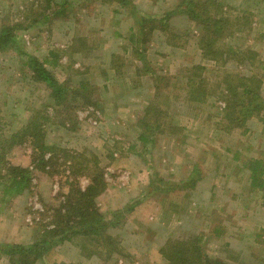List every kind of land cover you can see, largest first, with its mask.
Returning a JSON list of instances; mask_svg holds the SVG:
<instances>
[{"label": "rangeland", "instance_id": "1", "mask_svg": "<svg viewBox=\"0 0 264 264\" xmlns=\"http://www.w3.org/2000/svg\"><path fill=\"white\" fill-rule=\"evenodd\" d=\"M125 2L0 0V244L60 232L71 188L102 176L100 212L135 211L102 238L73 237L36 264H168L159 248L175 235L202 236L206 253L227 264H264V204L245 168L264 159V110L238 127L225 114L249 78L264 99V0ZM226 20L210 39L218 52L206 53L208 28ZM23 54L71 90L91 91L56 106ZM32 119L50 147L44 169L23 137ZM9 166L34 174L29 190L5 191ZM190 178L196 187L182 188ZM166 183L180 186L163 193ZM0 264L11 261L0 253Z\"/></svg>", "mask_w": 264, "mask_h": 264}, {"label": "trees", "instance_id": "2", "mask_svg": "<svg viewBox=\"0 0 264 264\" xmlns=\"http://www.w3.org/2000/svg\"><path fill=\"white\" fill-rule=\"evenodd\" d=\"M125 1L126 0H118V3H121L123 7H128ZM197 7L200 6L197 4ZM200 8L201 15L202 13L206 15L207 12H205L202 7ZM188 11L192 20L201 22L204 25L201 19H206L203 16H198L195 10L188 9ZM174 15L175 14L172 12H168L162 16L160 23L163 28L168 27V21ZM208 19L212 20L211 17ZM214 23L215 29L212 30V27L208 28L210 32L203 41V46L206 53H213L216 55L218 51L215 50V47L212 50L216 40L210 41V39L211 37H219L222 34L224 26L228 24V21L226 20L221 23L214 21ZM141 34H144L143 30ZM8 37L6 38L8 39ZM22 57L26 60L25 66L30 70L32 80L37 84L45 85L46 89L50 92L53 102L58 107H60L61 103L69 104L67 102H72V99H69L70 96L73 98L86 97L87 92L91 91V88L86 87L85 84H81L79 88L71 90L68 86H64L56 80L53 74L45 67V63L27 54H23ZM237 88L232 89L233 95L237 97L236 100L232 102V104L228 103L225 109L226 118L230 120V123H232L234 127L244 126L250 118H253L257 113L264 110V99L261 96L260 83L257 80L249 78L244 83L242 82L241 92H238ZM34 120L35 119H32L30 122V127L23 130V137L27 139L31 145L30 147L33 151L32 162H38L37 165H35L36 169H44L46 167L45 153L50 150V147L48 148L45 146L44 131L41 127L34 126ZM145 135L146 134L139 135V140L142 141L143 144L148 143V137ZM0 161H3V157H0ZM245 168L249 173L248 180L250 189L259 195L260 199H262V204H264V159H250ZM33 175L34 174L28 168L9 166L7 175L1 178L4 180L2 185L6 187V189H4L7 193H10L11 189H13L14 194H20L31 188ZM160 183H162V180H160ZM196 183L197 181L194 182V180L190 178L184 182L182 188L186 186L189 187V189H194ZM151 184L152 186L150 185V187H155L153 181ZM178 186L180 185L166 183L163 187L158 186L156 189L160 187L163 193H168L170 190H176ZM105 187H107V185L105 184L104 178L102 176H96L85 191H81L80 189L72 190L71 188L70 197L72 198L68 200L66 212H60L58 214V218L61 219L58 223L60 225L59 227H61L60 232L56 230L49 232L45 231L42 238L27 246L20 244H0V253L7 256L11 264H36L56 246L65 241H70L73 237L83 235L93 237L94 240L102 238L108 228H117L120 226V222L118 221L123 219L126 212L135 211V207L133 206L127 211H117L114 212L111 217H105L98 209L96 203V197L104 192ZM107 220H110V224L106 222ZM52 235H60V239L56 241L52 238ZM103 241L107 244L108 240L103 238ZM202 242V236H195L194 238L183 240L175 235L166 239L164 245L159 248V252L168 264H227L218 259L215 260L211 258L203 248Z\"/></svg>", "mask_w": 264, "mask_h": 264}]
</instances>
